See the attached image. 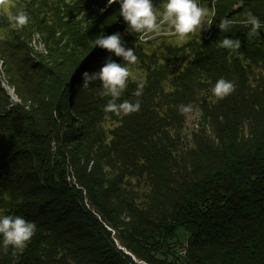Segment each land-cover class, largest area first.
Instances as JSON below:
<instances>
[{
	"label": "trees",
	"instance_id": "1",
	"mask_svg": "<svg viewBox=\"0 0 264 264\" xmlns=\"http://www.w3.org/2000/svg\"><path fill=\"white\" fill-rule=\"evenodd\" d=\"M218 4L211 36L167 58L143 52L118 0L86 9L80 26L50 7L52 68L35 65L20 42L3 48L11 83L30 109L10 108L0 87V210L36 230L16 256L4 252L0 236V264H264V28L249 38L239 22L247 10L264 22V0H239L228 14ZM225 17L236 22L221 32ZM62 27L76 49L69 55L55 37ZM116 32L150 63L140 111L121 117L103 111L110 97L98 95L99 81L80 88L82 73L98 71L107 57L123 63L94 45L101 33ZM224 37L241 48L220 47ZM167 77L171 91L163 87ZM220 77L235 91L213 102ZM136 88L129 81L118 102H134ZM181 103L200 107L191 136ZM107 116L118 124L108 142L98 126ZM182 228L189 238L180 246Z\"/></svg>",
	"mask_w": 264,
	"mask_h": 264
},
{
	"label": "clouds",
	"instance_id": "2",
	"mask_svg": "<svg viewBox=\"0 0 264 264\" xmlns=\"http://www.w3.org/2000/svg\"><path fill=\"white\" fill-rule=\"evenodd\" d=\"M116 2L117 0H108L109 5ZM7 3L8 0H0V7L7 6ZM118 3L119 15L127 25L126 31L138 34L141 43H147L161 35L176 37L180 41L187 42L198 30L202 31L205 26L211 27L215 17V0L211 9L201 6L198 0H163L159 8L154 5L153 0H118ZM240 3L242 6L243 0H240ZM8 20L11 28L22 29L29 24L30 16L26 10L19 8L15 13L9 14ZM235 22L225 17L220 20L218 28L221 32L228 31ZM239 22L250 28L247 33L249 38L259 36V30L264 28V22H261L259 17L250 10L246 11L244 18ZM94 45L122 58L123 63L116 62L111 56L107 57L98 71L82 73L83 83L80 88L88 89L93 82L99 81L98 95L110 97L103 106L105 113L121 117L139 112L141 108L139 97L143 94L145 83L133 77L128 67L138 63L139 58L134 49L126 47L120 32L110 35L101 33L95 38ZM219 46L235 51L241 48V41L224 37L222 41H219ZM130 78L137 84L133 93L137 99L134 102L128 99L118 102L126 91ZM235 87L233 81L220 77L210 91L218 101L231 95ZM177 110L185 117L194 112L191 105L183 103L177 106ZM35 230L36 224L21 215H0V236H2L5 253L9 248L13 249V256L23 252L34 236Z\"/></svg>",
	"mask_w": 264,
	"mask_h": 264
},
{
	"label": "rangeland",
	"instance_id": "3",
	"mask_svg": "<svg viewBox=\"0 0 264 264\" xmlns=\"http://www.w3.org/2000/svg\"><path fill=\"white\" fill-rule=\"evenodd\" d=\"M163 2H158L156 7L159 8L160 4ZM220 11L225 14L230 13L232 10L238 8L239 0H215V16L217 15V3ZM198 3L201 6L208 7L209 9L213 6V0H198ZM108 0H8L7 6L0 7V87L4 91L5 95L8 97L10 108H14L15 106H24L26 110H29L28 107L30 103H25L19 97L16 92L14 85L11 83V76L7 71L4 60L2 59V52H4L3 48L12 43L20 42L21 47L28 50V56L32 59L35 65L45 64V66L49 65L51 68L53 64L56 62V57L52 55L48 51L47 47V37L45 35L46 30H48L54 23L56 22V17H53L52 11L49 12L50 7L55 8L57 12L64 14L68 11V16L65 21L69 20L75 24V26H80L86 24V19L88 18L86 15V9L88 12L92 13V10H101L108 7ZM67 7V9H66ZM19 8H23L30 16L29 24L22 29H13L10 26L8 16L11 13H15ZM71 23V24H72ZM211 28V27H209ZM206 29L203 33L201 30H198L194 35L190 36V39L187 42L180 41L176 37H169L165 35H161L149 40L147 43L139 44L145 54H156L159 58H167L169 57V50L171 49H181L187 44L197 41L201 42L202 40H207L213 30ZM64 27L60 29L55 28V31L60 32L56 38H59V48L65 46L67 48L66 54H70L71 48L74 46L72 42V38H69L68 35H63ZM49 42V40H48ZM70 46V47H67ZM176 56V55H175ZM175 56H171L170 64H178V58ZM185 58V56L181 57V60ZM187 63V61H186ZM159 64L163 65L162 60H159ZM150 63L148 62L142 63L138 60V63L135 65H129V70L132 73V76L137 78L138 80H142L145 84L148 80ZM171 77H167V80L163 82V87L166 91H171L173 89L171 83ZM129 81H132L130 78ZM211 100L213 102L217 101L215 97L211 94ZM194 112L188 116L185 134L191 136V134L198 129L199 124V104L192 105ZM116 120H111L109 116L106 119H102V121L98 124V126L103 127V131L106 135V141L108 142L110 139V132L117 126ZM0 215L2 212L0 210ZM114 236V233H113ZM177 243H180L182 246L185 244L189 238V234L182 228L177 232ZM181 250V248H180ZM180 255V251H179ZM137 261V259H134ZM140 263L139 261H137Z\"/></svg>",
	"mask_w": 264,
	"mask_h": 264
},
{
	"label": "built area",
	"instance_id": "4",
	"mask_svg": "<svg viewBox=\"0 0 264 264\" xmlns=\"http://www.w3.org/2000/svg\"><path fill=\"white\" fill-rule=\"evenodd\" d=\"M186 255V251H181L180 252V256H185Z\"/></svg>",
	"mask_w": 264,
	"mask_h": 264
},
{
	"label": "bare ground",
	"instance_id": "5",
	"mask_svg": "<svg viewBox=\"0 0 264 264\" xmlns=\"http://www.w3.org/2000/svg\"><path fill=\"white\" fill-rule=\"evenodd\" d=\"M208 30V29H207Z\"/></svg>",
	"mask_w": 264,
	"mask_h": 264
}]
</instances>
